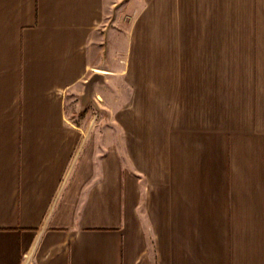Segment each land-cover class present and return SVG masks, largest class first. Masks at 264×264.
Returning <instances> with one entry per match:
<instances>
[{
  "label": "crops",
  "instance_id": "0c3cea01",
  "mask_svg": "<svg viewBox=\"0 0 264 264\" xmlns=\"http://www.w3.org/2000/svg\"><path fill=\"white\" fill-rule=\"evenodd\" d=\"M0 264H264V0H0Z\"/></svg>",
  "mask_w": 264,
  "mask_h": 264
},
{
  "label": "rangeland",
  "instance_id": "374dc122",
  "mask_svg": "<svg viewBox=\"0 0 264 264\" xmlns=\"http://www.w3.org/2000/svg\"><path fill=\"white\" fill-rule=\"evenodd\" d=\"M143 18V17H142ZM143 21V19H141ZM141 21V22H142ZM157 20L154 18L153 19V33H159V25L156 24ZM138 32L139 33H143V25L141 24L140 26H138L137 28ZM123 46L119 43L116 44V49H122ZM88 91H85V95L86 94H89L87 93ZM87 96H83L82 93L78 94L76 96V101L78 102V107H77V114L78 115H81V118L85 121V120H88V121H91V120H95L97 119L98 115H100L101 113H103V107L96 104V102H94V105H90L88 107H84V99H86ZM83 101V102H82ZM94 125L97 124L96 123H93Z\"/></svg>",
  "mask_w": 264,
  "mask_h": 264
}]
</instances>
